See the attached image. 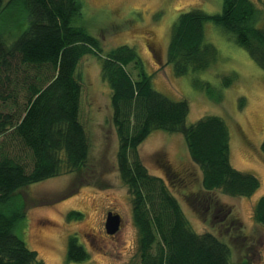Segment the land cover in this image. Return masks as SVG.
Returning <instances> with one entry per match:
<instances>
[{
  "label": "trees",
  "instance_id": "trees-1",
  "mask_svg": "<svg viewBox=\"0 0 264 264\" xmlns=\"http://www.w3.org/2000/svg\"><path fill=\"white\" fill-rule=\"evenodd\" d=\"M82 8L80 0H0V264H45L15 232L25 218V202L18 194L86 166L89 144L81 121L83 85L78 69L90 55L101 60L102 77L111 89L113 123L120 140L118 169L138 229L137 264H230L232 249L220 234L197 233L191 227L171 188L181 174L168 169L172 179L166 176L167 181L152 174L138 149L154 131L183 135L202 174V199L188 200L192 207L196 200L214 204L215 216L223 214V205L214 195L248 198L260 188V180L231 164L226 122L206 116L188 125V102L154 90L135 48L121 46L103 55L101 42L75 25ZM261 18L262 11L252 0H223L222 12L214 15L198 9L182 13L172 28L167 62L177 76L210 69L218 51L207 42L206 26L214 23L264 70ZM131 65L138 70L136 78L128 70ZM231 81L228 78L225 85ZM200 88L210 98L221 99L208 83ZM254 216L264 227V196ZM67 217L79 220L83 214L72 211ZM230 226L243 232L239 218ZM89 256L71 236L67 262H84Z\"/></svg>",
  "mask_w": 264,
  "mask_h": 264
},
{
  "label": "rangeland",
  "instance_id": "rangeland-1",
  "mask_svg": "<svg viewBox=\"0 0 264 264\" xmlns=\"http://www.w3.org/2000/svg\"><path fill=\"white\" fill-rule=\"evenodd\" d=\"M80 1L82 14L75 25L84 27L101 42L103 55L121 46L135 48L145 72L152 77L154 90L171 100L188 102V125L206 116H218L226 122L231 137V164L255 175L261 186L248 198L219 192L214 195L223 205L222 216H215L214 204L208 206L200 201L202 174L189 156L183 135L154 131L138 153L156 176L165 178L168 169L174 175L181 174L171 188L182 202L191 227L197 233L220 234L232 249L230 264H264V227L254 216L256 204L264 196V70L214 23L206 26L207 42L218 51L210 69L177 76L167 62L172 28L178 17L194 9L219 14L223 0ZM252 1L262 11L260 26L264 28V0ZM128 70L137 77L138 70L133 65ZM78 74L83 85L81 121L89 144L87 164L79 172L21 190L18 198L25 202V218L15 232L45 264H137L138 229L133 221L132 199L118 169L120 140L113 123L111 89L102 77V62L97 56L85 57ZM228 78L232 81L226 86ZM207 83L215 95L221 96L220 100L210 98L200 88ZM194 197L200 200L192 207L188 198ZM72 211L82 213L83 218L69 220L67 216ZM110 212L122 217L120 231L114 236L105 229ZM235 218L240 219L243 232L230 226ZM74 235L90 255L84 262L66 260L68 240Z\"/></svg>",
  "mask_w": 264,
  "mask_h": 264
},
{
  "label": "water",
  "instance_id": "water-1",
  "mask_svg": "<svg viewBox=\"0 0 264 264\" xmlns=\"http://www.w3.org/2000/svg\"><path fill=\"white\" fill-rule=\"evenodd\" d=\"M122 217L119 214L110 212L106 218L105 229L108 235H116L121 228Z\"/></svg>",
  "mask_w": 264,
  "mask_h": 264
}]
</instances>
